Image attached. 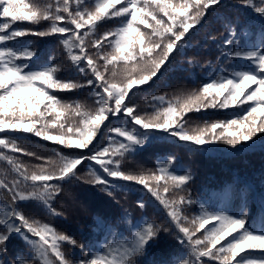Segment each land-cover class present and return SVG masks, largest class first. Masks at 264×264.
I'll list each match as a JSON object with an SVG mask.
<instances>
[{"label": "snow or ice", "instance_id": "6c2138e0", "mask_svg": "<svg viewBox=\"0 0 264 264\" xmlns=\"http://www.w3.org/2000/svg\"><path fill=\"white\" fill-rule=\"evenodd\" d=\"M73 2L75 11L71 7ZM238 2L253 8L264 19V0ZM84 4L85 0H54V3L0 0V134L28 133L67 149L81 150L78 154L56 150L54 157L44 159L29 171L28 166L4 150L27 156L36 154L22 147L19 137L0 136V161H6L15 173L10 182L0 178V188L10 194V199L0 195L3 206L0 228L4 229L0 231V254L7 251V241L16 234L29 246L32 257L29 261L18 257L14 264H34V261L39 264H137V258L147 254L160 232L169 231L168 227L144 220L142 224L132 225L129 237L105 245L103 251H88L79 261L67 259L61 250L62 242L75 246L76 240L46 222L29 218L18 205L37 201L53 215H59L51 205L62 188L53 181L75 178L102 187L109 196L117 186L124 187L117 185L118 181L143 186L166 210L180 243L188 245V258H181L180 264H207V261L264 264V226L259 229L251 226L242 213L209 211L203 207L189 219L182 205L192 203L190 199L166 198V193L180 189L191 178L171 170L172 159L150 172H126L121 168L126 154L135 151L137 146H147L160 133L195 146L222 142L234 150L264 134V40L250 47L241 45L239 50L229 53L234 59L248 62L242 70L212 79L198 90L171 100L165 96L152 97L154 112L137 115L136 106H128L131 93L158 77L170 56L221 0H94L92 8L82 7ZM114 18H119V26L92 40L97 59L103 61L101 71L97 59L88 54L87 41L95 35L100 22ZM42 21L49 22V26L40 31L15 27L17 23L38 25ZM28 35H59L68 59L81 73H90L94 79L81 84L57 78L58 65L33 67L31 61L37 52L18 43V38ZM228 36L224 40L226 45L238 38L235 26ZM104 42L111 47L110 53L99 51ZM85 86L97 89L92 93L97 104L94 110L79 101L65 103L53 94ZM210 108H243V114L186 127L188 113ZM121 115L130 118V126L112 127L113 135L107 145L92 151L90 146L106 127L105 122ZM86 149L90 155L83 154ZM85 161L92 162L86 173L90 177L87 180L77 175L78 167ZM139 207L144 208L145 204L139 202ZM201 230L203 235L197 238ZM84 247L81 245L82 251Z\"/></svg>", "mask_w": 264, "mask_h": 264}, {"label": "trees", "instance_id": "16d2710c", "mask_svg": "<svg viewBox=\"0 0 264 264\" xmlns=\"http://www.w3.org/2000/svg\"><path fill=\"white\" fill-rule=\"evenodd\" d=\"M41 2L54 3V0H41ZM71 7L73 11L76 10L74 2ZM82 7H94V0H85ZM164 19L167 18L164 17ZM119 24V18L100 22L95 30V35L88 38V54L97 59V49L92 47V40L99 39L105 31L114 30ZM48 26L49 22L46 21H42L38 25L27 22L15 25V27L36 31L44 30ZM233 26L237 28L238 38L232 44L226 45L224 40L229 38L228 34ZM140 27L145 30L143 26ZM251 30L253 35L252 40H249L252 43L250 45L245 43V38ZM192 31H197L201 39L199 48L202 55L194 52L188 53V50L183 52L179 48L173 53L166 66L162 68L158 77L154 78L160 83L174 81L164 86L160 93L167 100H171L175 96L187 95L193 90H198L203 83L233 71L242 70L248 62L234 59L229 53L239 50L241 45L252 46L253 40L256 38L264 39V19L253 8L241 5L238 0H221V4L218 7L210 8L201 23ZM18 43L27 45L37 52L36 57L31 61L33 67L58 65L60 71L56 74L57 78L81 84H85L87 79L93 78L90 73H81L78 67L68 59L67 53L60 43L59 35L44 37L28 35L18 38ZM99 51L110 53L112 49L107 42H104ZM181 53H184V56L180 55ZM177 59H179V63L174 65L172 60ZM97 63L103 71V61L97 59ZM174 66L181 68L175 70ZM171 69L174 71L172 72ZM111 70L110 66L109 73ZM95 90L97 89L92 86H85L70 92L55 91L53 94L65 103L79 101L88 109L94 110L97 107L96 97L92 95ZM155 94L159 93L155 92L152 86H142L131 93L128 106L135 105L137 115H151L155 110L152 102V97ZM242 114L243 108H210L201 112H190L185 118L190 122L189 128H193L202 125L204 121L231 119ZM105 124L106 127L102 128L101 133L90 146L92 151H97L100 147L107 145L109 137L113 135L110 132L112 127H129L130 118L124 115L110 117ZM0 136L19 137L18 143L27 151L36 154L27 156L4 150L6 154L15 156L28 166L29 171L35 165L43 163L44 159L54 157L56 150L64 154L81 152L78 149L64 148L28 133H4ZM117 139L123 138L117 137ZM213 145L217 149L203 145L204 148L200 150V156L191 166L172 153L158 155V166L166 165L168 159H172V164L169 165L171 170L176 174H188L191 177L180 189H171L166 193V198L178 199L180 196H184L190 199L192 207L189 211V219L198 215L203 207L209 211H226L229 214L242 213L248 223L257 228V223L263 219L261 214L264 213V201L261 199L264 197V158L258 156L254 152V148H264V134L258 135L253 141L245 142L244 146H238L235 150L222 142ZM156 153L158 152L152 154ZM83 154L87 156L91 152L86 149L83 150ZM145 155V147L137 146L135 151L126 154L121 165L122 170L136 173L139 160L144 159ZM143 163L145 164V162ZM90 167H92V162L85 161L78 167L77 175L84 177L85 180L90 179L86 175ZM0 178H4L8 182L15 178V173L12 172L11 166L6 161H0ZM53 183H59L62 188V191L54 197L51 205L57 209L59 215H53L47 206L37 201L20 202L18 207L29 218L46 222L58 232L67 234L76 240L75 246L62 242L61 250L67 259L79 261L85 257V253L88 251H103L105 245L118 242L121 237H129L132 225L142 224L144 220L168 227L169 231L167 233L160 232L159 238L152 242L147 254L137 258V264H180L181 258H188L187 243H180L176 230L170 224L148 214L154 197L143 186L133 182L118 181L117 185L124 187L117 186L113 195L109 196L102 187L75 178L67 181H53ZM0 195L10 199V194L2 188H0ZM217 201L221 203L219 207L215 206ZM259 201L261 205H259ZM139 202H143L145 207H139ZM2 211L3 206L0 202V212ZM102 229L107 231L106 237L100 248H97L95 240ZM0 231H4V229L0 228ZM202 235L203 230L196 234L197 238ZM81 245L85 246L83 251ZM6 248L7 251L0 254V261H3L4 264H14L18 257H23L25 261L31 260L30 248L21 236L13 234L7 241ZM258 254L253 253V255ZM204 259L207 261V258ZM34 264H39V261H34ZM207 264H215V262L207 261Z\"/></svg>", "mask_w": 264, "mask_h": 264}]
</instances>
